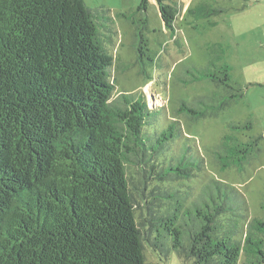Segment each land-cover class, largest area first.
Instances as JSON below:
<instances>
[{"label":"trees","instance_id":"obj_1","mask_svg":"<svg viewBox=\"0 0 264 264\" xmlns=\"http://www.w3.org/2000/svg\"><path fill=\"white\" fill-rule=\"evenodd\" d=\"M157 1L176 37L179 5ZM148 9L141 0L119 15L135 26L144 73L159 59L150 49ZM225 11L205 0L188 16L209 21ZM113 21L106 6L93 10L86 0H0V264H148L146 245L174 251L184 264H264V220L250 219L236 193L233 199L218 180L199 195L176 186L204 167L179 122L160 128V114L143 97L114 100L115 59L106 48ZM209 53L206 68H186L179 78L223 90L181 101L177 114L193 122L217 118L244 97L223 46ZM253 128L252 117L230 124L210 151L214 164L244 172L261 153L263 137L243 138ZM133 167L142 175L144 221L128 176ZM154 177L164 189H146Z\"/></svg>","mask_w":264,"mask_h":264},{"label":"rangeland","instance_id":"obj_2","mask_svg":"<svg viewBox=\"0 0 264 264\" xmlns=\"http://www.w3.org/2000/svg\"><path fill=\"white\" fill-rule=\"evenodd\" d=\"M179 5L180 15L176 22L177 35L164 26L157 0H149L148 17L152 33L148 34L150 49L159 55L155 67L144 73L138 62L136 30L121 14L134 12L141 0H86L87 6L99 10L106 6L114 20L111 27L112 40L106 48L114 56L112 82L116 86L114 100L123 93L143 97L150 109L158 112L157 125L165 129L170 122L178 121L183 138L192 150V156L204 161L203 172L190 182L177 183L183 193L201 194L204 185L218 180L245 201L249 218L264 220V0H211L225 13L209 21L216 22L211 27L208 20L193 22L188 13L205 0H168ZM179 44H178V43ZM219 44L225 52L224 62L232 67L233 81L242 87L244 97L238 103L222 112L217 118L190 121L177 110L181 101L194 104L200 98L210 97L223 90L208 80L184 86L179 78L186 68L204 69L210 61L209 49ZM253 118L254 128L246 132L244 140L263 137L261 153L246 166L244 172L236 169L222 171L214 164L210 151L218 147L224 136L230 134L229 125L245 123ZM181 142L176 143L179 150ZM131 188L139 205L137 217L148 219L146 202L142 199V175L139 168L128 172ZM154 177L146 189L160 186ZM148 264H184L174 251L156 250L145 246Z\"/></svg>","mask_w":264,"mask_h":264}]
</instances>
